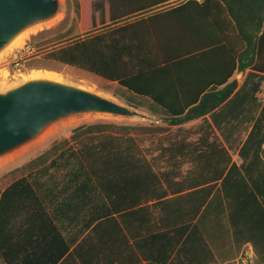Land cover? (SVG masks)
<instances>
[{
	"label": "trees",
	"instance_id": "trees-1",
	"mask_svg": "<svg viewBox=\"0 0 264 264\" xmlns=\"http://www.w3.org/2000/svg\"><path fill=\"white\" fill-rule=\"evenodd\" d=\"M176 1L73 0L82 38L52 48L38 61L75 68L149 101L151 115L167 128L217 109L236 88L229 79L248 70L230 99L253 109L246 116L249 125L254 121L238 153L240 166L231 164L214 193V184L199 181L189 193L170 189L169 195L142 147L144 138L166 128L111 121L76 127L70 136L74 147L52 146L14 170L0 192V264H96L98 255L106 264H227L245 248L255 264H264V103L257 98L264 86V0H185L159 9ZM126 104L139 107L131 98ZM116 141L123 142L117 151L128 160L101 158L119 146ZM81 145L82 170L104 195L108 188L128 190L133 202L128 209L112 205L95 225L111 229L100 249L85 248L88 236L69 253L74 242L62 238L41 192L49 172L77 169ZM169 148L161 145L158 153L168 154ZM96 171L113 175L107 179Z\"/></svg>",
	"mask_w": 264,
	"mask_h": 264
},
{
	"label": "crops",
	"instance_id": "crops-1",
	"mask_svg": "<svg viewBox=\"0 0 264 264\" xmlns=\"http://www.w3.org/2000/svg\"><path fill=\"white\" fill-rule=\"evenodd\" d=\"M247 73L248 70L243 73L236 72L233 78L229 79L228 83L232 80L236 82V88L228 100L217 109L203 118L174 127L176 136L169 139L165 145L170 147V153H157L149 158L162 179V189L169 195L172 193L170 189L182 188L180 193H189L193 191V185L199 181H205L206 186L214 184L212 191L214 193L219 188L221 179L229 172L231 164L238 167L242 163L238 153L253 125L254 120L249 125L246 118L247 112L253 113V109L245 103L232 104L230 99L244 82ZM257 98L262 105L264 86ZM117 143L119 146L115 150H106L105 153H101V158L114 162L123 157L128 160V155H121L117 151L118 148L122 151L123 142L116 141L115 144ZM261 148L264 150V145ZM80 154L77 169L69 172L57 170L49 172V185L41 192L46 211L62 238L66 243L74 242L69 248V253L77 243H81L82 239L88 236L89 245H85V248L100 249L102 243H107L110 239L111 229L109 225L96 229L95 225L110 214L112 205L115 208L128 209V204L133 202V195L128 190L123 193L108 188V199L95 185L89 172L82 170V145ZM261 157L264 162V153ZM96 172L97 176H105L107 179L113 175L112 171ZM159 191L161 192L160 188ZM87 255L89 257L90 253ZM98 256L101 261L96 264L107 263L105 257Z\"/></svg>",
	"mask_w": 264,
	"mask_h": 264
},
{
	"label": "water",
	"instance_id": "water-1",
	"mask_svg": "<svg viewBox=\"0 0 264 264\" xmlns=\"http://www.w3.org/2000/svg\"><path fill=\"white\" fill-rule=\"evenodd\" d=\"M59 13L60 0H0V57L19 34L53 23ZM81 114L150 119L82 86L26 78L0 90V159L42 137L54 123Z\"/></svg>",
	"mask_w": 264,
	"mask_h": 264
},
{
	"label": "rangeland",
	"instance_id": "rangeland-1",
	"mask_svg": "<svg viewBox=\"0 0 264 264\" xmlns=\"http://www.w3.org/2000/svg\"><path fill=\"white\" fill-rule=\"evenodd\" d=\"M183 1L185 0H178L159 9L168 8ZM36 29L28 33V39L24 44H28L31 47V53L21 57L20 59L19 55L22 51L23 45L21 48L18 47L12 51H7L6 55H1L0 90L20 83V81L23 80V77L26 79L29 74L35 72L41 75L49 73V75L56 76V78H63L60 80H63L68 84L82 86L90 91H94L126 106H128L126 104V99H134L137 101V104H139V107H128L146 115L150 119L122 120L103 115L81 114L71 116L54 123L42 137L35 139L18 152L10 156H5L2 160L0 159V192L11 181V174L14 170L19 169L23 165H26L30 161L34 160L41 154L48 151L52 146H61V150L68 147H74L75 145L70 139V136L72 135L73 129L82 125H89L100 121H111L128 125L152 123L154 126L166 128L167 131L162 135L144 138L142 147L145 151H148L146 154L147 159H149L151 155L157 154L161 145L165 146L169 139L176 136V129L174 127L167 128V125L162 123L160 118L158 119L157 117L151 115L152 109L149 101L128 96V94L118 89L115 84L109 83L94 75L75 68L53 62L47 63L38 61L52 48L61 46L71 40L82 38V33L78 31V18L75 12L73 0H60V13L56 20L51 24H44ZM20 36L21 35L19 34L16 38H19ZM36 59L38 62H33ZM17 61H19L18 66H16ZM163 137L165 138L161 140ZM227 264H255V258L251 249L245 248L239 258Z\"/></svg>",
	"mask_w": 264,
	"mask_h": 264
},
{
	"label": "bare ground",
	"instance_id": "bare-ground-1",
	"mask_svg": "<svg viewBox=\"0 0 264 264\" xmlns=\"http://www.w3.org/2000/svg\"><path fill=\"white\" fill-rule=\"evenodd\" d=\"M44 25V24H43ZM37 30V29H36ZM29 32L28 31H26V32H23V33H21L20 35V37L19 38H16V39H13L8 45H7V47L4 49V52H3V54H5L6 55V52L7 51H9V50H13V49H15V48H21L24 44H25V41H27V39H28V36H29V34H28ZM3 56V55H2ZM34 72V71H33ZM43 73V72H42ZM54 74V73H53ZM27 75V74H26ZM56 75H58V74H56ZM59 76V75H58ZM26 78H28V79H39V78H45V79H52V80H57V81H63V80H60V79H63V78H61L60 77V79L59 78H56V76H53V75H49V73H47V74H38V73H32V74H29L28 75V77H26ZM23 80H24V77H23ZM47 133V132H46ZM2 160V159H1Z\"/></svg>",
	"mask_w": 264,
	"mask_h": 264
},
{
	"label": "built area",
	"instance_id": "built-area-1",
	"mask_svg": "<svg viewBox=\"0 0 264 264\" xmlns=\"http://www.w3.org/2000/svg\"><path fill=\"white\" fill-rule=\"evenodd\" d=\"M31 51H32V49H31V47L28 44L24 45L22 47V51L20 52L19 58L21 59V57L31 53ZM18 62L19 61L16 62V66H18Z\"/></svg>",
	"mask_w": 264,
	"mask_h": 264
}]
</instances>
